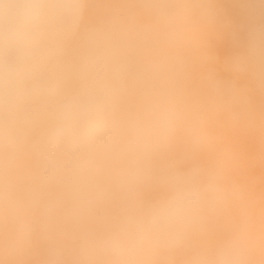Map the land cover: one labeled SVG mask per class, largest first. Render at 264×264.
Masks as SVG:
<instances>
[{
	"label": "rangeland",
	"instance_id": "374dc122",
	"mask_svg": "<svg viewBox=\"0 0 264 264\" xmlns=\"http://www.w3.org/2000/svg\"><path fill=\"white\" fill-rule=\"evenodd\" d=\"M144 2L88 0L84 26H109L114 51L126 59L129 74H143L137 79L148 91L142 96L134 88L129 94L118 93L115 149L108 164L93 174L103 189L102 198L86 214L74 218L68 211L72 197L63 180L41 182L40 160L27 152L16 173V189L32 190L31 211L37 221L43 211L41 205L52 202L49 215L53 229L38 230L23 251L0 256L4 264H45L52 242L57 240L66 246L65 264H75L84 259L77 251L82 238L122 227L125 217L139 216L149 204L166 196L165 177L193 169L208 187L195 226L181 246L157 250L150 259L155 264H198L227 253L247 264L264 260V63H257L250 52L253 34L264 30V4L259 0H211L219 11L206 22L203 8L195 1L182 13L178 2L164 0V15H156L162 17V25L151 41L142 29L151 21L142 10ZM142 17L143 22L139 20ZM120 21L133 27L130 35H142L140 45L151 49V58L136 42L127 41L126 34L117 29ZM190 31H195L192 39L187 34ZM178 32L184 33L182 41L177 40L181 37ZM170 34L177 44L163 48L161 44ZM79 50L80 41L74 39L69 56L74 58ZM238 60L245 63L244 71L235 69ZM177 74L183 75L185 83L175 78L170 86L174 92L166 91L159 80L170 83ZM155 75L160 79L151 80ZM128 82L125 75L119 90ZM164 121L174 127L171 139L139 160L134 147L137 130L148 134ZM137 163L149 167V179L131 191L119 190L120 172Z\"/></svg>",
	"mask_w": 264,
	"mask_h": 264
},
{
	"label": "clouds",
	"instance_id": "9594fccd",
	"mask_svg": "<svg viewBox=\"0 0 264 264\" xmlns=\"http://www.w3.org/2000/svg\"><path fill=\"white\" fill-rule=\"evenodd\" d=\"M87 7L88 0H0V256L23 251L38 230L53 229L52 202L41 205L37 221L32 190L16 189V173L27 152L40 160L41 182L63 180L74 218L102 198L93 174L108 164L115 149V105L128 64L114 51L109 26H84ZM141 7L149 14L164 10L159 0H145ZM204 10L209 13L207 6ZM74 39H79L80 50L71 58ZM250 52L264 63V30L253 34ZM234 66L237 71L246 68L240 60ZM173 133L168 121L148 134L138 129L134 147L139 160L162 148ZM149 176V167L137 163L120 172L117 188L131 191ZM162 182L166 196L139 216L125 217L115 230L82 238L77 251L84 259L75 264H155L150 256L157 250L181 246L195 226L208 187L197 169L173 172ZM65 248L62 241H53L45 264H65ZM198 264L247 262L222 253Z\"/></svg>",
	"mask_w": 264,
	"mask_h": 264
},
{
	"label": "bare ground",
	"instance_id": "6f19581e",
	"mask_svg": "<svg viewBox=\"0 0 264 264\" xmlns=\"http://www.w3.org/2000/svg\"><path fill=\"white\" fill-rule=\"evenodd\" d=\"M119 0H112V4H116L117 2H118ZM127 1H131V0H127ZM173 1H175L176 3L178 2L179 3V6L183 9L182 10V13L184 12L185 13V11L188 9L187 7L189 6V4L191 5L192 3L194 4V1L198 4V5H200L201 6V8H203V13H204V18H205V20H206V22L207 21H209L210 19H211V17L213 16V15H215V14H218V11H219V8H218V6L216 7V5H214L213 4V2H211V0H173ZM201 1H203L204 3V5H201L200 4V2ZM214 1V0H213ZM163 2H164V0L161 2L160 0H159V3H161L162 5H163V11L161 12V13H163V15H164V13H165V11H166V8L164 7V4H163ZM206 3V4H205ZM170 4V3H169ZM168 5H167V3H166V7H167ZM204 6V7H203ZM208 7V9H209V13L208 12H206L204 9H205V7ZM215 6V7H214ZM177 7V6H176ZM122 9V8H121ZM175 9V8H174ZM196 10L198 9V7L197 8H195ZM180 13V12H179ZM201 13V12H200ZM202 13V14H203ZM133 14H134V12H133ZM176 14H178V13H176ZM197 14V13H196ZM135 15V14H134ZM142 15V14H141ZM140 15V16H141ZM151 16V21H149L148 23H147V21H146V24H145V26L144 27H142V25H141V27H142V29H143V31H145V34H147L146 35V37L149 39V40H151V41H153V40H155L157 37H156V35H154L156 32H157V28H159L160 27V22H161V20H162V17H158V16H156L157 14H149L148 13V16ZM179 15V14H178ZM139 16V17H140ZM145 16V15H144ZM143 16V17H144ZM174 16V15H173ZM143 17L142 18H140L139 20H141L142 21V19H143ZM176 17V16H175ZM175 17H173V18H175ZM111 18V17H110ZM146 18V17H145ZM164 18V17H163ZM168 18V17H167ZM203 18V19H204ZM213 18V17H212ZM112 19V18H111ZM148 19V18H147ZM147 19H145V20H147ZM165 19V18H164ZM172 20V19H171ZM111 21V20H110ZM249 21V20H248ZM258 21V20H257ZM138 22V21H137ZM143 22V21H142ZM176 23V22H175ZM128 24V23H127ZM142 24V23H141ZM182 24V23H181ZM194 24V23H193ZM250 24V23H249ZM162 25V24H161ZM183 25V24H182ZM181 25V26H182ZM176 26H178L177 24H176ZM183 27V26H182ZM180 28V27H179ZM114 29V28H113ZM117 29L120 31V32H123V33H125L126 35H125V38L127 39V41L129 42V43H134V42H136L135 44H138V46H139V50H141L142 52L145 50V52H146V54L149 56V55H151V53H152V51H151V49L149 50V49H144L143 47H141V45H142V43H143V40H144V38L142 37V35H139V37H138V35H137V33H136V37H134V35H130L129 34V32H131L132 30H133V27L132 26H129V25H127V26H125L124 25V22L123 21H120V23H119V27L117 26ZM113 33V32H112ZM179 34H180V36L181 37H179V36H177L178 38H177V40H181L182 38L184 39V37H183V35H184V33L182 34V32H178ZM188 34V36L192 39V38H194L195 37V31H190V32H188L187 33ZM159 36V35H158ZM169 36H171V37H167L166 39H164L163 40V42H162V47L164 48V47H167V46H173V47H175V45L177 44V42L175 41V40H173L174 39V35L173 34H170ZM176 37V36H175ZM186 38V37H185ZM182 39V40H183ZM196 39V38H195ZM181 40V41H182ZM176 43H175V42ZM212 42H214L213 40H212ZM141 44V45H140ZM152 45H154V42H152ZM136 48V46H134V49ZM182 48V47H181ZM137 51V50H136ZM138 52V51H137ZM163 52H165V51H163ZM239 52V51H238ZM136 53V52H135ZM160 53V52H159ZM153 54V53H152ZM138 55V54H137ZM200 55V54H199ZM147 56V57H148ZM150 58H151V56H149ZM197 60H198V58L197 59H195V61H194V66L193 67H196V64H198L197 63ZM203 60L204 59H201L200 60V62L202 61V63H203ZM193 62L191 61V64H192ZM207 63V62H206ZM134 65V64H133ZM136 65V64H135ZM187 69H189V68H187ZM193 72L194 71H196V68H193V70H192ZM197 72H198V70H197ZM158 74H159V72H158ZM141 75H143V74H141V73H139V74H136V75H131V74H129L128 72L126 73V77H128L129 78V82L124 86V87H122L121 88V90H119V93H126V94H129V92H130V89L131 88H134V89H136L137 90V94L138 95H140V96H142V95H145L148 91L144 88V87H142L141 86V84L139 83V81H138V77H140ZM169 75V74H168ZM172 75V74H171ZM161 76V75H160ZM151 77H152V75H151ZM150 77V78H151ZM179 77V81H182L183 83H185V78L183 77V75H182V78H181V75H178L177 74V77H171V82L169 83V82H167V81H165L163 78L162 79H160V78H158V75H157V77H156V75L154 76V79L152 78L151 80H157V79H160L159 81H160V85L162 84L163 85V87H164V89L166 90V91H170V92H174V90H172L171 88H170V86H171V83H172V80L173 79H175V78H178ZM164 80V81H163ZM199 80V79H198ZM201 80V79H200ZM199 80V81H200ZM126 81V80H125ZM156 82V81H155ZM155 82H151L152 83V85H154V86H156V84H155ZM180 86V85H179ZM154 89V88H153ZM185 89V88H184ZM133 91V90H132ZM132 93H134V92H132ZM131 93V94H132ZM153 93H155V92H153ZM161 93H162V91H161ZM163 94H165L166 95V93H163ZM162 94V95H163ZM123 95V94H122ZM167 95H170L169 93L167 94ZM211 95V94H210ZM162 98V97H161ZM209 98H210V96H209ZM132 100H136V98H133ZM138 102H141L140 100H138ZM150 102V101H149ZM137 103V102H136ZM152 103V102H151ZM194 103V102H193ZM139 104V103H138ZM215 105V104H214ZM251 238V237H250Z\"/></svg>",
	"mask_w": 264,
	"mask_h": 264
}]
</instances>
